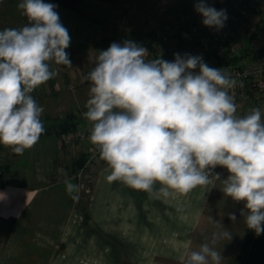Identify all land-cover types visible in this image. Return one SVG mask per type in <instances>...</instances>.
Returning a JSON list of instances; mask_svg holds the SVG:
<instances>
[{
	"label": "clouds",
	"instance_id": "9594fccd",
	"mask_svg": "<svg viewBox=\"0 0 264 264\" xmlns=\"http://www.w3.org/2000/svg\"><path fill=\"white\" fill-rule=\"evenodd\" d=\"M17 7L28 23L0 30V144L23 155L45 130L44 109L31 93L58 74L49 62L71 66L65 51L71 37L60 22L57 5L20 0ZM195 10L204 26L216 30L228 19L226 10L206 0H197ZM147 54V48L131 40L114 42L98 52L94 67L84 76L91 86L83 116L92 124L89 140L110 170L107 181L167 198L221 179L213 171L221 166L229 173L222 192L243 202L241 216L248 229L264 233L260 108L237 115L230 94L235 80L208 66L202 56L176 53L167 61L160 56L146 60ZM64 184L71 198L78 199L81 185L67 178ZM228 215L236 220L235 213ZM221 238L230 240L231 234L214 233L211 243ZM222 259L207 242L181 256L182 264H221Z\"/></svg>",
	"mask_w": 264,
	"mask_h": 264
},
{
	"label": "crops",
	"instance_id": "0c3cea01",
	"mask_svg": "<svg viewBox=\"0 0 264 264\" xmlns=\"http://www.w3.org/2000/svg\"><path fill=\"white\" fill-rule=\"evenodd\" d=\"M172 2L78 0L75 10L49 2L57 5L60 22L71 37L65 51L74 65L58 73L49 62L58 74L31 93L44 109L45 130L39 141L23 155L0 144V167L8 166L0 185V264H182L181 256L206 242L221 252V264L239 253L247 225L241 216L243 202L222 192L229 173H219L221 179L187 193L156 198L120 181L108 182L110 170L101 160L92 165L95 180L85 203L86 219L78 199L65 190L66 178L77 184L70 174L73 161L90 145L79 142L67 148L56 134L55 124L64 114L51 122V113L69 103L63 102L62 91L72 94L73 108L85 106L91 83L84 76L94 67L98 52L107 50L114 35L116 43L131 40L147 48L130 36H146L166 21ZM78 60L88 61L84 70ZM252 108L256 105L246 104L245 114ZM229 200L232 204L226 205ZM229 213H235L234 222ZM223 232L231 239L221 238L213 245V234Z\"/></svg>",
	"mask_w": 264,
	"mask_h": 264
},
{
	"label": "built area",
	"instance_id": "2783aa9c",
	"mask_svg": "<svg viewBox=\"0 0 264 264\" xmlns=\"http://www.w3.org/2000/svg\"><path fill=\"white\" fill-rule=\"evenodd\" d=\"M197 0H173L166 21L151 28L153 38L146 60L159 56L167 61L174 60V54L202 56L210 67L220 68L235 80L230 90L237 104V115H245V106L255 104L264 114V55L247 60H239L247 45L252 52L262 46L260 31L253 40L249 36L264 18V0H206L217 10L224 9L228 19L225 26L216 30L202 23V16L196 12ZM129 15V14H128ZM92 124L83 119L75 131L61 136L64 147L72 148L80 142L90 143L88 158L84 166L73 176L80 191L90 192L95 180L92 169L94 163L101 161L99 149L90 140ZM218 173H228L226 168L217 166Z\"/></svg>",
	"mask_w": 264,
	"mask_h": 264
},
{
	"label": "trees",
	"instance_id": "16d2710c",
	"mask_svg": "<svg viewBox=\"0 0 264 264\" xmlns=\"http://www.w3.org/2000/svg\"><path fill=\"white\" fill-rule=\"evenodd\" d=\"M78 0H51L49 2L58 3L68 9L75 10ZM103 1H113V0H103ZM264 25V18L261 19L259 24L255 28V32L249 36V41L253 40L257 33L260 31L261 26ZM153 31L149 30L146 36L133 33L132 37L134 40H142V43L146 44L147 49L151 47ZM146 37V38H145ZM118 41L116 36L111 37V44ZM264 55V45L257 51L252 52L250 47L247 45L246 50L242 53L239 60H247L249 58H256L258 56ZM88 81L87 83H89ZM82 122V119L78 120L76 113H66L62 118H60L55 124V132L59 138L68 132L75 131L78 124ZM88 143V142H86ZM89 145H91L89 143ZM89 150V149H88ZM88 150L79 154L73 161L71 175H75L80 168H82L88 158ZM7 164H4L0 167V185L2 184V177L7 171ZM95 174V173H94ZM75 179V178H74ZM76 181V180H75ZM92 187V185H91ZM91 190V188H90ZM89 193L80 191L78 196V204L82 208L83 213L85 214L86 219V201L88 200ZM230 264H264V233L257 235L253 230L246 227V236L243 240L239 253L232 259Z\"/></svg>",
	"mask_w": 264,
	"mask_h": 264
},
{
	"label": "rangeland",
	"instance_id": "374dc122",
	"mask_svg": "<svg viewBox=\"0 0 264 264\" xmlns=\"http://www.w3.org/2000/svg\"><path fill=\"white\" fill-rule=\"evenodd\" d=\"M49 1L51 0H44L45 3H49ZM20 2V0H0V30H3L5 28H21L24 25H26L28 23V20L25 16L22 15L21 10L18 9L17 5ZM263 13H264V9H263ZM259 42L262 43V45H264V25L261 26L260 28V35H259ZM93 54H97V51L93 50ZM79 65L82 67V69L84 70V68H86L85 65H87L88 61L84 60V64L78 60ZM74 63L71 62V66L73 67ZM53 68L54 70H57L58 73H62L63 70H66V67L69 66H65V65H57L54 62H52ZM86 73V72H84ZM88 73V72H87ZM86 73V74H87ZM67 84H65L66 86ZM86 88H90V87H86ZM66 90V89H65ZM63 92V102H69L68 103V107L67 108H62V109H57L55 111H53V113H51V122H54V117H56L59 114H66V113H71L74 112L76 113L78 120L80 119H86L83 116V113L85 111H87L86 107L83 105H79V109L78 108H73V106H75L74 102L72 101V94L70 92ZM62 99V98H60ZM53 102H54V98H52ZM71 103V104H70ZM55 104V103H54ZM73 105V106H72ZM70 106V107H69ZM49 111H51V108L49 109ZM62 111V113H60ZM232 201L229 200V203H227L226 205H231ZM231 211L233 210V207L230 209ZM229 210V211H230ZM238 213V211H237ZM240 214V213H238ZM233 258H231V260L228 262V264H230V262L232 261Z\"/></svg>",
	"mask_w": 264,
	"mask_h": 264
}]
</instances>
